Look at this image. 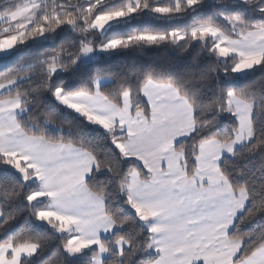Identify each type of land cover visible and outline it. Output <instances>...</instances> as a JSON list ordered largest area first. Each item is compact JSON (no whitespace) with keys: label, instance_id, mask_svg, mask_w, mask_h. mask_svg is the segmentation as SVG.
I'll return each mask as SVG.
<instances>
[{"label":"snow or ice","instance_id":"obj_1","mask_svg":"<svg viewBox=\"0 0 264 264\" xmlns=\"http://www.w3.org/2000/svg\"><path fill=\"white\" fill-rule=\"evenodd\" d=\"M0 264H264V0H0Z\"/></svg>","mask_w":264,"mask_h":264},{"label":"trees","instance_id":"obj_2","mask_svg":"<svg viewBox=\"0 0 264 264\" xmlns=\"http://www.w3.org/2000/svg\"><path fill=\"white\" fill-rule=\"evenodd\" d=\"M233 6H236V5H233ZM141 19L143 20L144 18L142 17ZM160 23H162V24L163 23H169L170 24L171 22H160ZM129 25H131V26H137L136 22H129V24H123V23L122 24H118V25L114 26L113 28L109 29V37L115 36V35H123V34H126L127 31H130L131 30V27ZM141 55L155 58L156 55H157V53L150 50V51L145 52V53H143ZM122 63H123L122 60H120V59H114L112 61V63L110 65H108L107 67L110 68L113 71H118L120 69V66H121ZM248 78L251 79L252 77L249 75ZM255 86L256 87H259L260 86V84H259L258 81L256 82V85ZM68 118L71 119V116L69 115ZM241 164H243V162H241ZM247 227H250V225L247 226Z\"/></svg>","mask_w":264,"mask_h":264},{"label":"rangeland","instance_id":"obj_3","mask_svg":"<svg viewBox=\"0 0 264 264\" xmlns=\"http://www.w3.org/2000/svg\"><path fill=\"white\" fill-rule=\"evenodd\" d=\"M116 25H118V24L113 25V27L116 26Z\"/></svg>","mask_w":264,"mask_h":264}]
</instances>
